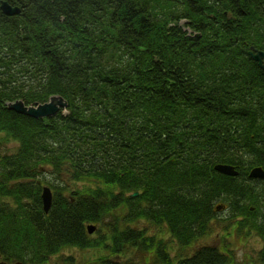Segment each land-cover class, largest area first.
<instances>
[{
	"label": "trees",
	"instance_id": "obj_1",
	"mask_svg": "<svg viewBox=\"0 0 264 264\" xmlns=\"http://www.w3.org/2000/svg\"><path fill=\"white\" fill-rule=\"evenodd\" d=\"M4 1L21 12L0 9V261L103 248L81 264H241L212 246L186 254L224 202L261 239L253 264H264V181L248 178L264 168V72L248 55L264 52V0ZM52 95L68 115L6 108ZM142 221L167 228L178 255L131 226Z\"/></svg>",
	"mask_w": 264,
	"mask_h": 264
},
{
	"label": "rangeland",
	"instance_id": "obj_2",
	"mask_svg": "<svg viewBox=\"0 0 264 264\" xmlns=\"http://www.w3.org/2000/svg\"><path fill=\"white\" fill-rule=\"evenodd\" d=\"M15 146L16 145L14 143L8 142L9 148L13 149ZM42 179L43 183L44 180L46 182L55 181L54 176H51V174H45ZM89 186V184H82V182L76 184V187L80 189ZM218 212L219 213L217 215V219L213 220L210 233L199 238L194 244H192L189 249L186 250V254L191 255L198 248L203 246H212L213 248L223 253H233L238 258L237 261L241 264H253L256 259V254L263 247L261 239L258 236L254 235V233L248 231L247 229L239 227V225L237 224L241 218L239 215H236L239 217L231 219L230 217H225L223 212ZM131 226L140 227L141 229H144L146 233L150 236L156 235L162 239L164 238V240L168 241V243L170 242L169 245L172 249H174L171 253V257H175L176 255H178L177 252H179V248L175 241H171L170 234L167 228L162 227L158 229L157 227L146 223L145 221L135 223ZM98 229L99 227L97 225L96 230ZM102 232L106 233L104 229L102 230ZM93 235H96V232L93 233ZM107 254V251L103 248L89 250H79L76 248H72L67 249L62 253L51 257V259L46 264H67V262L64 261L65 257H73L75 263L81 264L100 256H106ZM132 256V250H130L129 254L127 253L126 255L121 256L119 260L125 261L126 259L131 258ZM147 261V258H140L135 260L133 259L132 263L145 264ZM148 264H151V262Z\"/></svg>",
	"mask_w": 264,
	"mask_h": 264
},
{
	"label": "water",
	"instance_id": "obj_3",
	"mask_svg": "<svg viewBox=\"0 0 264 264\" xmlns=\"http://www.w3.org/2000/svg\"><path fill=\"white\" fill-rule=\"evenodd\" d=\"M0 9L4 15L7 16H16L21 12V9L18 6H13L7 1H2ZM187 23H190L187 19H182L179 21L180 26H184ZM188 31V34H193L195 37L199 38L201 36L200 32H194L190 27L185 28ZM248 55L250 58L257 63L258 67L264 72V52L259 50L255 46H250ZM6 108L17 114L24 115L33 119H51L55 117L60 111L63 115H68V101L61 95H52L44 103L26 105L22 99L15 101L6 102ZM214 170L220 174H226L234 176L237 173L234 171V168L226 164H217L214 166ZM250 177L252 178H261L264 179V171L261 168H255L251 171ZM134 196H137L138 193H134ZM42 204L45 213H48L53 200V193L49 186H44L42 189ZM89 234H92L96 227L88 226L87 227ZM0 264H23L22 262H13L8 263L0 261Z\"/></svg>",
	"mask_w": 264,
	"mask_h": 264
},
{
	"label": "bare ground",
	"instance_id": "obj_4",
	"mask_svg": "<svg viewBox=\"0 0 264 264\" xmlns=\"http://www.w3.org/2000/svg\"><path fill=\"white\" fill-rule=\"evenodd\" d=\"M228 166H231V165H228ZM231 167H233V166H231ZM233 168H234V171L237 173L236 175H234V176L226 175V174H223V175L228 176V177H237V176L239 175V172H238L237 169H235V167H233ZM255 168H261V169L264 171V168L261 167V166L253 167V168L250 169V171H249V173H248V178L251 179V180H260V181H264V179H261V178H252V177H250V173H251V171H252L253 169H255ZM221 209H222V210H221ZM217 211L223 212L225 216L229 217V216L227 215V207H226V205L224 204V202H218V203H217Z\"/></svg>",
	"mask_w": 264,
	"mask_h": 264
}]
</instances>
